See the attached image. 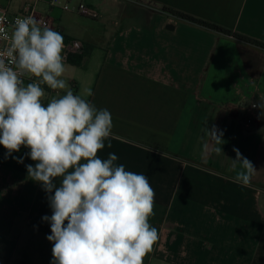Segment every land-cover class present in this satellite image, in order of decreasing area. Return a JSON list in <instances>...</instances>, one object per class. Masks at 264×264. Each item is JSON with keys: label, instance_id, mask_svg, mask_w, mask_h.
Here are the masks:
<instances>
[{"label": "crops", "instance_id": "obj_1", "mask_svg": "<svg viewBox=\"0 0 264 264\" xmlns=\"http://www.w3.org/2000/svg\"><path fill=\"white\" fill-rule=\"evenodd\" d=\"M84 2L96 20L37 6L57 20L64 41L86 45L85 56L65 63L68 87L45 86L44 102L70 89L110 111L112 147L105 141L98 155L115 153L156 193L149 222L159 240L144 264H264V49L164 11L264 43V0ZM244 96L261 108L250 131L242 128ZM234 148L257 170L248 185L235 179ZM6 151L0 145V264L9 263V242L23 233L51 234L42 221L51 215L47 194L27 176L26 165L35 164L29 150L5 158Z\"/></svg>", "mask_w": 264, "mask_h": 264}, {"label": "clouds", "instance_id": "obj_2", "mask_svg": "<svg viewBox=\"0 0 264 264\" xmlns=\"http://www.w3.org/2000/svg\"><path fill=\"white\" fill-rule=\"evenodd\" d=\"M5 20L0 16V25ZM0 41L7 42L0 46V145L5 158L24 147L35 162L26 165L27 176L47 194L51 215L42 221L50 225L51 264H144L159 240L149 222L156 193L146 175L126 170L115 153L98 155L105 141L112 147L110 111L70 89L44 102V86L68 87L61 78L64 37L28 15L15 18L10 34L0 26ZM233 151L235 179L248 185L257 170ZM216 152L224 154L221 147Z\"/></svg>", "mask_w": 264, "mask_h": 264}, {"label": "built area", "instance_id": "obj_3", "mask_svg": "<svg viewBox=\"0 0 264 264\" xmlns=\"http://www.w3.org/2000/svg\"><path fill=\"white\" fill-rule=\"evenodd\" d=\"M42 3H46L51 8L58 9L62 12L76 14L90 20H96L99 17L96 11L87 7L84 0H2L0 1V16L6 17V20L4 24L0 26H3L6 32L10 34L16 17L31 15L41 21L42 24L62 34L57 20L45 16L38 11L37 6ZM6 43V41H0V46ZM64 44V55L66 56L65 63L68 62L72 55L84 56L86 53V45L81 40H65ZM259 95L262 96L264 93L259 92ZM242 104V128L246 131H250L260 118L261 108L255 97H242Z\"/></svg>", "mask_w": 264, "mask_h": 264}, {"label": "rangeland", "instance_id": "obj_4", "mask_svg": "<svg viewBox=\"0 0 264 264\" xmlns=\"http://www.w3.org/2000/svg\"><path fill=\"white\" fill-rule=\"evenodd\" d=\"M8 256V264H51L52 243L46 236L25 232L9 242Z\"/></svg>", "mask_w": 264, "mask_h": 264}, {"label": "trees", "instance_id": "obj_5", "mask_svg": "<svg viewBox=\"0 0 264 264\" xmlns=\"http://www.w3.org/2000/svg\"><path fill=\"white\" fill-rule=\"evenodd\" d=\"M164 11L169 13L171 16H173L175 19H177L179 21L188 22V23H191L193 25H196L198 27H201L203 29H206V30H209V31H212L215 33L234 36L235 38L239 39L240 41H243V42H246L249 44H253V45H256V46L264 49V43H261L259 41L253 40L251 38H248V37L240 35V34H235V33L231 32L230 30H226V29H224V28H222V27H220L214 23L196 18L194 16H191L189 14H186V13H183L180 11L172 10L169 8H164ZM85 55H86V53H85ZM80 59H82V58H80ZM76 64H80V61L77 62Z\"/></svg>", "mask_w": 264, "mask_h": 264}]
</instances>
